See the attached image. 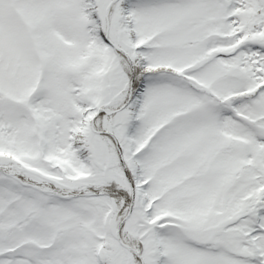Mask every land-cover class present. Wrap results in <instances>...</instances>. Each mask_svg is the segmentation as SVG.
<instances>
[{"label":"snow or ice","instance_id":"snow-or-ice-1","mask_svg":"<svg viewBox=\"0 0 264 264\" xmlns=\"http://www.w3.org/2000/svg\"><path fill=\"white\" fill-rule=\"evenodd\" d=\"M0 264H264V0H0Z\"/></svg>","mask_w":264,"mask_h":264}]
</instances>
